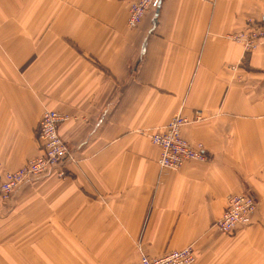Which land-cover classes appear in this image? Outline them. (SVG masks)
<instances>
[{
	"label": "crops",
	"instance_id": "obj_1",
	"mask_svg": "<svg viewBox=\"0 0 264 264\" xmlns=\"http://www.w3.org/2000/svg\"><path fill=\"white\" fill-rule=\"evenodd\" d=\"M0 0V162L40 153L45 110L76 161L0 199V264H137L190 244L193 264H264V42L230 38L264 0ZM198 111L201 120L195 121ZM176 114L208 159L158 163L151 135ZM252 223L220 231L227 198Z\"/></svg>",
	"mask_w": 264,
	"mask_h": 264
},
{
	"label": "built area",
	"instance_id": "obj_2",
	"mask_svg": "<svg viewBox=\"0 0 264 264\" xmlns=\"http://www.w3.org/2000/svg\"><path fill=\"white\" fill-rule=\"evenodd\" d=\"M162 0H134L129 7L127 23L131 28L137 27L145 15L160 7ZM240 43L246 52H253L264 42V18H248L244 27L229 36ZM198 111L195 121L201 120ZM68 115L57 110H45L38 124L37 139L40 153L31 158L22 167L8 170L0 164V199L9 200L14 191L24 182L46 175L50 170H57L59 177L66 172L64 164L72 159V152L59 133V125ZM192 122L182 114H176L161 129L151 135V139L160 149L158 163L171 169H179L190 160L205 161L206 150L202 144L190 142L182 133L183 127ZM257 208V200L250 192L230 194L227 205L217 220V228L224 233L252 223ZM196 259L192 244L173 249L165 254L150 256L142 254L137 264H193Z\"/></svg>",
	"mask_w": 264,
	"mask_h": 264
},
{
	"label": "rangeland",
	"instance_id": "obj_3",
	"mask_svg": "<svg viewBox=\"0 0 264 264\" xmlns=\"http://www.w3.org/2000/svg\"><path fill=\"white\" fill-rule=\"evenodd\" d=\"M128 26H129V25H128ZM129 27H130V26H129ZM194 144H195V143H194ZM198 144H199V143H198ZM206 155H207V159H208V154L206 153ZM72 156H73L72 159H69V161H73V162H75V161H76V157H75L74 154H72ZM207 159H206V160H207ZM29 160H30V159H29ZM29 160H28V161H29ZM28 161H27V162H28ZM27 162H26V163H27ZM0 164L2 165L1 162H0ZM22 166H23V165H22ZM22 166H21V167H22ZM2 167L5 168V169H7V168H6L5 166H3V165H2ZM19 168H20V167H19ZM17 169H18V168H17ZM8 170H9V169H8ZM64 177H65V176H64ZM64 177H63V178H64Z\"/></svg>",
	"mask_w": 264,
	"mask_h": 264
}]
</instances>
